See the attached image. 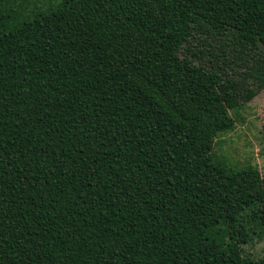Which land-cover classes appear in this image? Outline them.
<instances>
[{
	"label": "trees",
	"instance_id": "obj_1",
	"mask_svg": "<svg viewBox=\"0 0 264 264\" xmlns=\"http://www.w3.org/2000/svg\"><path fill=\"white\" fill-rule=\"evenodd\" d=\"M5 4L0 264H264V174L218 200L196 170L264 63V0Z\"/></svg>",
	"mask_w": 264,
	"mask_h": 264
},
{
	"label": "rangeland",
	"instance_id": "obj_2",
	"mask_svg": "<svg viewBox=\"0 0 264 264\" xmlns=\"http://www.w3.org/2000/svg\"><path fill=\"white\" fill-rule=\"evenodd\" d=\"M61 0H5V7L13 9L15 18H22L35 11L49 10ZM207 57L203 61H207ZM248 72L242 78L243 89L229 110L236 119L230 131L221 132L211 148L197 163V179L219 200L236 181V168L252 164L264 174V63L260 56L246 61ZM245 248L264 256V239Z\"/></svg>",
	"mask_w": 264,
	"mask_h": 264
},
{
	"label": "water",
	"instance_id": "obj_3",
	"mask_svg": "<svg viewBox=\"0 0 264 264\" xmlns=\"http://www.w3.org/2000/svg\"><path fill=\"white\" fill-rule=\"evenodd\" d=\"M258 47L264 52V41L261 37L258 38Z\"/></svg>",
	"mask_w": 264,
	"mask_h": 264
}]
</instances>
